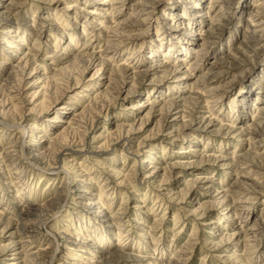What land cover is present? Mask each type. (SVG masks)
I'll use <instances>...</instances> for the list:
<instances>
[{"label": "rangeland", "instance_id": "obj_1", "mask_svg": "<svg viewBox=\"0 0 264 264\" xmlns=\"http://www.w3.org/2000/svg\"><path fill=\"white\" fill-rule=\"evenodd\" d=\"M97 1L98 0H59V2H57L59 9L64 7L65 4L72 5L76 2L77 5L75 9L76 14L74 16L65 15L63 17V13L60 14L61 11L58 9L54 11V6L52 4L50 5V0H27L21 9L14 13V19L21 24L19 34L23 37L32 36L27 40L23 37L20 38L22 47H32L36 43L34 35H37V32H35V30L42 28L43 31V26H45L44 34L40 39L42 51H45L46 48L49 50H61L62 48L66 50L68 48L71 49L74 47V41L77 40L81 34L83 22L86 21L85 12L82 9L90 10L95 6H100L101 4ZM159 1L161 2L160 5L152 11L151 18L147 21L149 25H147L146 28L142 27L129 33L132 37L144 35L143 41H140L139 44L137 43V45L130 47L128 50H123L118 54V58L113 64L114 66H121L127 60H130L129 63L134 64L139 75H143L150 65H156L158 63L165 64L167 62V60H164V58L167 57L165 55L167 52V54H169L170 50L175 52L170 53V60L166 63L167 66L172 65V63H170L172 58L178 60L180 63L184 61V66H186L185 64L188 65L191 63L193 58L190 59L189 56L196 54L195 52L198 50V44L192 45L190 49H188V54L184 53L183 44L187 41L189 42L196 39V35H205V28L202 29L199 25H195V28L191 27V23L193 22L190 20L189 15L195 10H199H194L195 0ZM198 4V8L201 6L207 8L210 5V0H200ZM259 7L262 8L260 10L264 11V0L228 1L227 6L225 5L224 8L227 12L229 21L224 23L222 31L217 34V36L215 35L213 37L214 39L212 38L211 50L207 55V57H211L212 59L209 58L210 60L205 62L206 64L200 63L198 67L200 70L196 74V77L194 75V79L206 73L209 64L213 63L216 59L219 60L220 58H224L228 53H234L237 48L241 49L242 47L239 46V43L242 42L243 39L246 40L244 41L245 43L249 42L250 38L248 36L251 35L249 32L251 30L246 29L248 26L249 14L259 9ZM260 10H258V12H260ZM98 12L99 10L97 11L96 9L95 13ZM174 12L176 13L175 15ZM201 14L202 13H196L193 16L194 19L197 21L201 19ZM109 15L110 20L112 15L111 13H109ZM206 20L205 23H207ZM41 24L43 25L41 26ZM106 24L108 25V23ZM110 24L113 23H109V25ZM176 27H179L177 29L178 31H175ZM250 29H252V27H250ZM13 32L16 31L14 30ZM247 32L249 34H247ZM65 34L66 36H64ZM105 35L106 33L104 32L103 36L98 38V44L94 47L84 49L83 53L87 55L93 51L101 53L107 46L105 42L106 39H104ZM70 36L71 40L69 41L68 38ZM9 38L10 36L7 37L6 40L4 36L0 38V63H8L5 60L9 57L12 49L4 46L13 42L10 40L11 38ZM6 41L8 43H6ZM259 43V47L255 51L257 56H254V54L250 55V59L249 57L247 59V57L235 53L238 58L243 60L241 71L235 72L234 75L227 77L219 76L218 79L216 78L215 81L206 85L204 91L219 86L223 88L227 83L233 81L232 87L228 93L218 96V98L222 97L218 105L215 106L214 103H212L215 99L209 100V107H206L207 104L203 103L204 109L202 110V115L206 119L214 122L210 129V134H206L205 132L196 133L191 139L183 140V142H181V140L171 142L169 140L170 137L167 138L166 135L164 136L165 133L156 132V124L159 122V117L154 119L150 127L146 129L147 132L144 131L136 142L134 140L129 141L128 139H124L126 135L115 130L116 126L119 125V123L121 124L123 120H129V118H126L128 113L124 111L122 107V104H124V96H120L118 93L121 86V77L119 73L112 74V78L114 79L115 77L114 80L116 82L113 80V84L107 91L105 88H102V91L105 90L102 92V95H104L103 97L101 95L99 99L95 100L94 98L87 97L84 102H82L79 101L76 95L73 96V100H68V95H66L61 100L62 103L69 102L71 104L75 102L78 104L80 102L79 106L91 104L90 108L92 109H88V113L97 111V109L100 108L99 105L103 102H107L111 105L113 104L111 109L112 114H110V116L104 115L97 122L93 123H89L91 122V120H89L91 118H89L88 123L85 125V133H81L78 139L75 137L74 140H71V138L62 140L61 147L66 145L67 148L71 149V147L74 146L72 148L76 151L74 157L67 159V161L57 158V147L52 148V151H47V156L41 157L35 161L31 159L30 162L24 161L25 157L29 158L26 154L32 149L33 145L40 143L42 140L40 138L44 135L51 137L56 130H52L53 123L49 125L45 123L46 116H49L50 113L29 116L23 115L24 109H22V105H19L21 103L18 102H21V99L25 95L21 99L7 97L8 88L11 87L12 84L14 85L19 77H14L13 81L15 82L12 81L8 87L6 86L7 84H0L2 95L4 94L0 104V152L6 151V149L9 150L12 146H16V149L13 150L16 152H12L11 154L16 164L14 163L11 168H5L7 169V175H2L0 172V187L2 188L0 189V197L2 196L5 199L3 202L10 204H7V208L9 209L6 211L10 215V219L15 223H18L16 221L19 214L18 210L33 205L31 207L34 209L31 211V220L26 224H29L31 229L35 232L34 244L31 245L32 252L34 254L38 253L39 255H41V252H44L43 257L45 258L42 259L44 260L42 263L50 264L49 258H51V264H108L105 258H108L110 255H115L117 252H121L124 258L117 264H175V255L179 253L181 248L185 245H189V243L190 245L195 243L190 241L193 235H195L194 241H196L198 245H201L205 241L220 242L221 239L225 237L223 235H231L234 233L232 223L228 219H225L224 215L226 211L224 208L210 215L208 218L209 222H213V224L215 223L216 225H210L206 229L198 224L195 216L189 215L194 208L198 207L197 204L200 205L205 202L206 197L204 191H197L196 201L195 197L191 195L186 198L185 201L191 205H187L186 203L179 204L177 201L169 202L166 197H163L165 192L157 189L159 181L145 182L141 180V170L146 166L152 168L157 163L163 168H168V166H171L173 163L187 161L180 153L188 151L193 152L195 150L198 154H201V156L211 155L214 158H225L228 161L230 160L232 164L237 165L236 167L240 168V170L245 173L249 170L251 172L255 171L257 174L255 176L257 177L253 178L260 183L264 181V175H261V173H264V138H261V140L258 138L251 142L248 140L247 135L251 130L260 132V129L256 125L262 121L260 118L264 116L260 114L261 108L264 107V37ZM179 50L181 52L180 54L177 53ZM74 54L77 55V53ZM72 71L76 73L77 70L72 69ZM162 76L163 73L159 72L157 76L154 75L149 77L148 81L151 80L152 77ZM139 82L142 84L140 80ZM114 86L117 87L115 88ZM188 86L189 85L186 84L179 86L178 89L170 88L169 84L161 81L158 83V81H156V84L152 86H142L139 94L127 102V105L131 106L135 103L151 100L152 98H159L165 95L168 96L177 91L182 94H187V91L190 89ZM38 90L39 89L30 90V93L28 92L25 98L27 97V100L32 99V96L35 95L33 92ZM89 90L93 91L95 88L84 87L79 89L78 92L87 93ZM148 90L153 91L149 92ZM47 99L49 98L41 97L36 101L38 104L42 102L44 105H47L49 101H47ZM97 100L101 103L97 102ZM107 100H109V102ZM93 101L94 103L96 101L94 105ZM10 107L12 108L10 109ZM56 109H58V106ZM91 113L90 116L92 115ZM146 113L147 108L140 114L141 118H144ZM52 117H55V115ZM60 117L66 120L73 118V109L65 111V114H61ZM52 120L53 122H57V120L54 121L55 119ZM182 120H187V117H184ZM181 123V121L174 123L173 130H181ZM32 125L40 130V132L35 133L31 130L22 138V127H26V130H29ZM220 126L233 127L234 131H242L240 132L242 135H238L237 137L234 133L225 136L222 134L224 131L218 134L215 133V131L221 130ZM150 132L152 134L157 133L156 136L152 137V146H146L144 148L146 152L139 157H134L130 154L127 150L130 142H134L137 145L139 144L138 141H142ZM109 133L112 134L108 136ZM83 134H86L85 138H81ZM173 134L175 133H172V135ZM100 135L101 137H99ZM109 137L110 139H108ZM116 141H118L117 144H115ZM256 141L258 144L254 143ZM99 148H101L102 152L99 150L97 151ZM148 149H152L151 151L153 154H147ZM160 149L161 152L159 151ZM253 154L256 156H263L260 166H258V159L254 161L258 169L251 167L252 165L250 162L253 161L251 155ZM188 155L185 154V156ZM195 170L196 173H188L182 170L181 178H183V180L178 181L177 179H171V183L176 182L179 184L177 185L178 188L184 191L185 185L188 184L189 181L197 177H207L210 179V183L213 182L214 184V189L211 192H214V190L216 192H222L230 191L233 185L232 183L240 177V175L237 177L235 173L229 172L217 165L210 166L202 170L203 172H200L201 169L199 171L198 167H196L194 171ZM121 175L125 176L122 177ZM126 176H129V179ZM5 178H11L13 183L12 188L9 187L8 179L5 180ZM126 178L129 182L128 186H126V184L117 187H114V185L112 186L115 181L119 182L121 181L120 179L124 180ZM258 178H260V181ZM159 180H162V176ZM14 189H16V192L13 191ZM235 195L234 193L232 194V196L237 199L243 197L240 196L239 193ZM93 197L98 199V204H93L94 206L92 205V203H94L92 201ZM251 198L254 199L252 200L251 211L249 215H247L248 218L243 217L242 221L246 219L249 221L255 218L259 219L264 216V191L260 192L258 195H253ZM137 199L141 200V203L144 202L139 204L137 203L138 201L136 202ZM184 207H186L187 210H184ZM119 210L125 213L121 225L125 228L124 232L126 233L121 232L118 234L116 229L111 228L105 220L99 218L105 215L113 216L117 214ZM38 216L44 218L45 221L43 219V223L34 222L33 219H37ZM158 219L161 220V226L154 227L153 223ZM134 220L137 223H135ZM153 227V233H149L150 229ZM66 234L70 235L69 238L72 239V241L77 238L81 239V237L84 236L86 239L85 241H87L86 247H88V253L85 251L84 254L79 253L77 258L74 257L75 255L68 253V250H71L72 246L70 243L66 245L65 242L63 243V241L66 240ZM206 238L207 240H205ZM156 239H160L161 242H156ZM4 242L5 241H3V243ZM252 243L253 242H242L241 240L239 243L240 247L238 249L231 248L232 250L230 249V253L237 256H245L244 264H264V233L256 238L254 246L252 245L253 248L251 247ZM198 245L192 250L193 257L191 262L185 264H225L223 261L215 257L213 258L206 249ZM65 252L66 255H63L62 253Z\"/></svg>", "mask_w": 264, "mask_h": 264}, {"label": "bare ground", "instance_id": "obj_2", "mask_svg": "<svg viewBox=\"0 0 264 264\" xmlns=\"http://www.w3.org/2000/svg\"><path fill=\"white\" fill-rule=\"evenodd\" d=\"M26 1L27 0H0V38L4 36V39L6 40V38L10 36L11 39H9L13 41L10 42L11 45L10 43L8 45L4 44V47L12 50L9 57H7L5 60L8 63H0V84H7L6 86L8 87L14 80V77H19L16 82L13 81L15 82V84H12L11 87L8 88L7 92V97L14 99H21L24 95L26 96L28 92L30 93V90L32 91L35 89H39L38 91L33 92L35 93V95L32 96V99L27 100V97L25 98L24 96L21 99L22 101L20 100L21 102L18 103H21L19 105H22L21 107L22 109H24V116L50 113L49 116H46L45 123H47L48 125L53 123L52 130H56V132L52 134L51 137H47L44 135L42 138H40L42 140L39 144L33 145L32 149L26 154V156H29V158L25 157L24 161L27 162H30L31 160L35 161L41 157L47 156L46 152L49 150L52 151L51 149L54 147L58 148L56 152L57 158H61L62 160L67 161V159L74 157V155L76 154L75 149L72 148L74 146H72L71 149L67 148L66 145L64 147H61L60 145H62V140H66V138H71V140H74L75 137H77L76 139H78L81 133H85V125L88 123V119L91 118L89 119L91 120V122L89 123H93L97 122L104 115L110 116V114H112L111 109L113 104L111 105L107 102L101 103L99 100H97V102L101 103V105H99L100 108H98L97 111L93 113L90 112L92 114L90 116V113H88V109H92L90 108L91 104H87V106H84V104L82 106H79L80 102L78 104L75 102L70 104L69 102L62 103L61 100L66 95H68V100H73V96L76 95L79 98V101L82 102H84L87 97H91L92 99L94 98L95 100L99 99L102 95V92H104L105 90L107 91L115 81V77L113 79L112 74L114 75L116 73H119L121 77V86L118 93L120 94V96H124V104H122V107L124 111L128 113V116L126 118H129V120H123L121 124L119 123V125H115V130L119 133H124L126 135L124 139H128L129 141L134 140L136 142L137 140H139L142 133L146 131L148 127H150L151 123L157 117H159V122L156 124V132L165 133L164 136L166 135L167 138L170 137L169 140L171 142H176L178 140H181V142H183V140H189L194 136V134L200 132L210 134V129L214 122L212 120L206 119L202 115V110L204 109L203 103H206V107H209V100L215 99L212 103H214L215 106L218 105L220 99H222V97L218 98V96L220 94L228 93V91L232 87L233 81L227 83L223 88L219 86L208 91H204L206 85L215 81L216 78L218 79L219 76L227 77L234 75L235 72L241 71L243 60L238 58L235 53L241 56L243 55L247 57V59L248 57L250 59V55L253 54L254 56H257V54H255V51L259 47L260 40L264 37V11L260 10L262 9L261 6L259 7V9L252 11L249 14L248 26L246 28L251 30L249 31L251 35L248 36L250 38L249 42L245 43L244 41L246 40L243 39L242 42L239 43V46L242 47L241 49L237 48L235 49V51L233 50L234 53H228L225 56L223 55L224 58H220L219 60L216 59L213 63L209 64L207 69L205 68L206 73L194 79L196 77V74L200 70L198 68L200 66V63L206 64L205 62H208L210 60L209 58H211L207 57V55L211 50L212 38L215 35L217 36V34L222 31L224 23L229 21V19L227 18V12L224 8L225 5L227 6L229 0H210V5L207 8H204L203 6L198 8V3L200 2V0H195L194 10H199H195L189 15L190 20L193 22L191 23V27L195 28V25H199L200 28H205V35H196V39H193L189 42L187 41L183 44V50L185 54H188V49H190L192 45L194 46L195 44H198V50L197 52H195L196 54L189 56L190 59L193 58L191 63L188 65L185 64L186 66H184V61V63L181 62L183 63L181 64L178 60L172 58L170 63H172L173 66H167L166 63L170 60L169 55L171 52H173V50H170L169 54H167V52L165 55L167 56L166 58H164V60H167V62L165 61V64L158 63L156 65H150L143 73V75H139L134 67V64L129 63L130 60H127L123 65L118 67L114 66L113 64L118 58L117 55L120 54L123 50H128L130 47L137 45V43L139 44L140 41H143L144 35L132 37L129 35V33L142 27L146 28L147 25H149L147 21L150 20L149 18H151L152 11L157 8L158 5H160L161 2L159 0H98L97 2L101 4L100 6H95L90 10L82 9L85 12L84 15L86 21L83 22L80 36L77 40L74 41V47H72L71 49L68 48L67 50L64 48H62L61 50H49L48 48H46L45 51H42V48L40 47V39L44 34L43 32L45 26H43V31L42 28L35 30V32H37V35H34L36 38V43L32 47H22L20 38L23 36L19 34L21 24L14 19V13L16 11H19V9L24 6V3ZM57 2H59V0H50V5L52 4L54 6V11L56 9L61 11L60 14L63 13V17L65 15L74 16L76 14V2L72 5L65 4V6L61 7L60 9L58 8L59 5L57 4ZM96 9L97 11L99 10L98 13H95ZM258 10H260V12H258ZM109 13H111L112 15L110 20ZM196 13H202L200 16L201 19H199L198 21L193 17ZM175 14L176 13L174 12V15ZM205 20L207 23H205ZM106 23H108V25ZM109 23L113 24L109 25ZM42 25L43 24H41V26ZM250 27H252V29H250ZM178 28L179 27H176L175 31H178ZM14 30L16 32H13ZM104 32L106 33L104 39H106L105 42L107 45H105V49L101 53L94 51L88 55L86 53H83L84 49L96 46L98 44V38L100 36L102 37ZM247 34L249 33L247 32ZM64 36H66V34ZM30 37L32 36H24L23 38H26L27 40ZM68 40H71V36L68 38ZM6 43L8 42L6 41ZM74 53H77V55H75ZM177 53L180 54V50ZM72 69H76V73L75 71H72ZM159 72L163 73L162 77H152L151 80L148 81L149 77L154 75L157 76V73ZM139 80L142 84H140ZM156 81H158V83H160V81L165 82L166 84L170 85V88L172 87L177 89L181 85L188 84V87H190V89L189 91H187V94H182L177 91L174 92V94L168 96L165 95L160 96L159 98H152L151 100H145L141 103H135L131 106L127 105V102H129L139 94L142 86H152L156 84ZM24 87H26L27 89ZM84 87H94L95 90H89L87 93L78 92L79 89ZM114 87L116 88L117 86ZM102 88H105V90L102 91ZM148 91L151 92L153 90ZM3 95L1 88L0 104L4 97ZM41 97L49 98L47 99V101L49 100L48 102L45 100L47 102V105H44L42 102L39 104L37 103L36 100H39V98ZM107 101L109 102V100ZM95 103L93 101V105ZM57 106L58 109H56ZM11 108L12 107H10V109ZM146 108V116L144 118H141L140 114H142L143 110H146ZM71 109H73V118L66 120L60 117L61 114H65V111ZM260 114L264 115V107L261 108ZM53 115H55V117H52ZM184 117H187V120H182ZM52 119H55L54 121L57 120V122H53ZM260 119L262 121L256 125L260 129V132L251 130L249 134L247 133L248 140H250L251 142L255 141L258 138H260V140L261 138H264V116ZM178 121L182 122V129L173 130V124ZM220 128L221 130H217L215 131V133L218 134L224 131V133L222 132V134L225 136L234 133L235 135H237V137L238 135H242V133H240L242 131H234L233 127L220 126ZM31 130H33L35 133L40 132V130L34 127V125H32L29 130H26V127H22V138L25 137L28 131ZM150 133L142 141H138L139 144L137 145L134 142H130L127 149L130 154H132L134 157H139L146 152L144 150L146 146H152V137L156 136L157 133ZM172 133L175 134L172 135ZM111 134L109 133L108 136ZM83 135L81 136V138H85L86 134L84 136ZM99 137H101V135ZM108 139H110V137ZM257 141L254 143L258 144ZM117 143L118 141H116L115 144ZM14 149H16V146H12L9 148V150L6 149V151L0 152V172L2 175H7L6 170L8 168H11L15 163L13 155H11L12 152H16L13 151ZM98 150L101 151V148L97 149V151ZM151 150L152 149H148L147 154H153ZM159 151L161 152V149ZM185 154L189 155L185 156ZM180 155L182 157L184 156L183 158H186L187 161L173 163L171 166H168V168H163L159 163L154 165L152 168L146 166L143 170H141V180L145 182H155V180L159 181L157 189L165 192V195H163V197H166L169 202L177 201L179 204L186 203L187 205H191L190 203H187L185 201L186 198L191 195L195 197L196 201L197 191H204L206 197L205 202L200 205L197 204L198 207L194 208L189 213V215L195 216L197 218L198 224L206 229L210 225H216L215 223L213 224V222H209L208 218L210 217V215L214 214V212H216L217 210L224 208L226 211L224 215L225 219H228L232 223L234 227V233L231 235H223L225 237H223L220 242L205 241L201 245H198V243L194 241L195 235H193L190 238V241L195 243H192L191 245L189 243V245H185L183 248H181L179 253L175 255V264H185L191 262L193 257L192 250L197 245L203 249H206L213 258L215 257L218 260L223 261L225 264H244L245 256H237L235 254H231L230 252L232 250L231 248L238 249L240 247L239 243L241 240L242 242H253L251 244V247L253 248L256 238L264 233V216L259 219L255 218L250 221L246 219L242 221V218H246L251 211L252 200H254L251 197H253V195H258L260 194V192L264 191V181H261L262 183L257 182L253 178L257 177L255 176L257 175L255 171L251 172L249 170L250 172L248 171L247 173H245L244 171L240 170V168L236 167L237 165L232 164L230 160L228 161L225 158H214L211 155L201 156V154H198L195 150L193 152H181ZM251 156L253 160L252 162H250L252 165L251 167L254 169H258L254 161L258 159L259 164L258 162L257 164L258 166H260L263 156H256L254 154ZM215 165L226 169L229 172L235 173L237 177L240 175V177H238L236 181L232 183L233 185L231 186L230 191L216 192L214 190V192H211L214 189V184L213 182L210 183V179L207 177H197L196 179L189 181V183L185 185V190L183 189L184 191L178 188L177 185L179 184H177L176 182L171 183V179H177L178 181L183 180V178H181L182 170L188 173H196V170L194 171V169L198 167L199 171L201 169L200 172H203L202 170ZM261 175L263 176L264 173H261ZM161 176L162 180L160 181L159 178ZM127 178L129 179V176ZM127 178L124 180L120 179L121 181H115V183L111 184L112 186L114 185V187L122 186L125 184L126 186H128L129 182ZM260 178H258L259 181ZM7 179L9 182V187L12 188L13 183L11 181V178H5V180ZM0 189L2 188L0 187ZM13 191L16 192V189H14ZM233 193L234 195L236 193H239L240 196L243 197H241V199H237L232 196ZM3 201H5V199L1 196L0 264H44L42 263L44 261L42 259L45 258L43 257L44 252H41V255H39L38 253L34 254L31 250V245L34 244L35 232L33 229H31V226L29 224H26L31 220V211L34 210L31 207L33 205H29L22 210H18L19 214L16 220L18 223H15L10 219V215L6 211L9 209L7 208V204H10ZM92 201L94 202L92 203V205L98 204L97 198L93 197ZM140 201L141 200L139 199L136 200V202L139 204L141 203ZM184 208V210H187L186 207ZM124 215L125 213L122 210H119L118 213L113 216L105 215L99 218L105 220V222H107L111 228L116 229L119 234L121 232L126 233L124 232L125 228H123V226L121 225ZM43 219L44 218H42L41 216H38L37 219H33V221L36 223H41ZM135 223L137 222L135 221ZM153 225L154 227H160L161 220L158 219L153 223ZM154 227L150 229L149 233H153ZM69 236V234H66V240L63 239V243L65 242V245L67 243H70L72 246V249L68 250V253L75 255L74 257L76 258L78 257L79 253L84 254V251L88 253V247H86L87 241H85L86 239L84 238V236L81 237V239L77 238L73 241L69 238ZM205 240H207V238ZM3 241L5 242L3 243ZM156 242H161V240L156 239ZM62 254L66 255V252ZM123 258L124 255H122L121 252H117L115 255H110L105 259H107L106 262L108 264H117ZM51 260L52 259L49 258L50 264Z\"/></svg>", "mask_w": 264, "mask_h": 264}]
</instances>
